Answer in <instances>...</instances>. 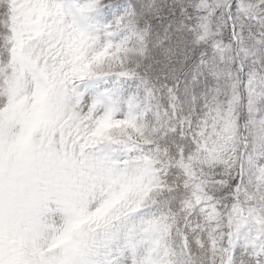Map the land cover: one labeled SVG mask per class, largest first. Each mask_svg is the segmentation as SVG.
<instances>
[{"label": "snow or ice", "instance_id": "6c2138e0", "mask_svg": "<svg viewBox=\"0 0 264 264\" xmlns=\"http://www.w3.org/2000/svg\"><path fill=\"white\" fill-rule=\"evenodd\" d=\"M0 264H264V0H0Z\"/></svg>", "mask_w": 264, "mask_h": 264}]
</instances>
